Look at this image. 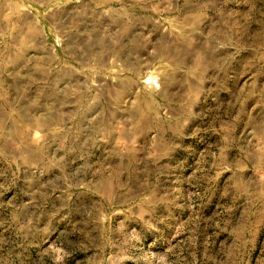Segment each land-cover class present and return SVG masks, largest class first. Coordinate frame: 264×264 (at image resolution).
<instances>
[{
  "label": "rangeland",
  "instance_id": "374dc122",
  "mask_svg": "<svg viewBox=\"0 0 264 264\" xmlns=\"http://www.w3.org/2000/svg\"><path fill=\"white\" fill-rule=\"evenodd\" d=\"M0 264H264V0H0Z\"/></svg>",
  "mask_w": 264,
  "mask_h": 264
}]
</instances>
